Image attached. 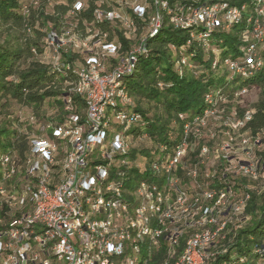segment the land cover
Instances as JSON below:
<instances>
[{
    "label": "bare ground",
    "instance_id": "bare-ground-1",
    "mask_svg": "<svg viewBox=\"0 0 264 264\" xmlns=\"http://www.w3.org/2000/svg\"><path fill=\"white\" fill-rule=\"evenodd\" d=\"M101 1L108 6V9L101 10V8H98L94 11L97 22L117 24V27L123 29L128 34L135 32L134 23L129 13L142 23L146 22L145 11H147L146 3H148L146 0L144 5H137L135 7H128L118 0ZM262 2L263 0H256L257 4H261ZM153 5L155 11L149 17V20H147L146 30L138 39V45L134 46L130 51H127L123 57L121 56L122 58L119 56V59L117 58L119 49L117 44L115 45L110 42L101 43L98 45L99 52L97 51V53L96 50L98 48L95 49L94 44H92L96 41L94 38V42L93 40L91 41L92 36L89 40L75 33L70 38H67V40H63V34L61 32L60 34L57 32H54V34L52 32L48 33L46 39L48 44L46 45H48L47 47L50 50L46 48L52 52L51 60L54 67L61 65L59 64V60L61 59L59 54L60 50L66 52L69 49L74 53L87 55L84 66L82 65L83 67L81 69L75 71L78 75L77 81L71 85V92L85 102L83 116L71 113L58 126H53L50 123H46L44 126L42 125L39 129V136L33 137L30 142L29 156L21 172L18 166L13 165L12 157L9 155L0 157L3 175V181L0 182V211L2 207L1 203H4L7 207L9 206L10 209L6 212L9 218L0 215V231L12 227L13 236L23 235V226L27 225V218H32L36 214V205H41L40 214H36V221H43V227L48 228L46 243H55V237H58V226L52 223H54V220H57V215L66 212L69 208V195L65 190L61 189L65 186V183L72 180V170L69 166H76L78 164L77 141L79 145L87 144L86 150L81 156V165H83L84 178L89 185L87 186V191L78 193L77 197L76 219L83 220L86 233L85 240L74 241V248H77L79 251H84V258L88 260V264H117L118 261V249L116 245H108L105 257L103 245H98V242L94 241L95 235L98 237H106L111 242L121 241L120 251H128L121 254V262H128L129 260L128 264H156V254L154 257V251H158L161 244L164 245L166 255L157 264H205L216 253L218 254L217 249L216 251L213 250L214 245L219 240L224 239V232L229 230L227 228H230V226L238 228L246 220L243 216V211L249 196L244 195L245 197L240 198L235 193L237 189L234 191L229 186L223 189L221 188L218 191L212 189L207 190L203 186L202 191L205 190L203 192L199 191L201 187L196 186L198 192L211 194V196L199 194L196 198V204L195 199L191 198V196L181 197L179 202L175 204L172 213L164 216L162 220L161 217L171 196L170 165H173V153H178V149L184 143V150H187V152L182 154L183 165V160L189 155V149L192 151L191 147L196 143V140L202 141L203 139L206 142H212L211 140H214L215 142H212V145H209L210 142L208 144L204 142L200 148L195 150H199L198 157L200 160H197H199L198 164L202 166L206 163H211V159L215 157V150L221 146L223 138L224 150L221 151V158L230 157V161L235 162L236 157H240L239 154V156H235L237 150L242 149L244 151L245 142H251L257 138H251L246 134H240L237 137V133H241L240 131H242L245 124L251 118L249 112L245 113L243 119H237V116H233L236 115L234 110L225 118L221 114H218V110H209L205 113V116L210 113L211 119L209 122H196V125H189L188 127L184 125L181 141L172 148L168 163L161 166L159 164L156 165V160L148 163L147 167L149 166L150 175L146 174L147 178L145 179L135 181L130 174L134 169V164L132 165V161L129 158L131 145H128L129 142L127 143L120 136L121 134L115 133V127L124 126L126 130L133 124L141 123L142 117L136 113L128 114L121 109V107H126L130 104V99L122 79L130 75L135 68L137 59H134V51L139 48V45H144L146 48L147 39L155 37L162 26H165L163 23L164 16L161 12H166L167 16L165 18L168 19L167 26L174 29V18H171L170 10L167 9V1L155 0ZM221 5H224L223 9H221ZM156 6L160 7L162 11L156 12ZM83 7L84 5L80 4L78 7L75 6L74 9L80 11ZM202 7L203 13H206V16L202 20L201 15H193L194 23L179 25L178 30L187 31L195 26L201 27V33L195 34L192 31L190 37L196 39L198 41L197 43L201 42L202 47L208 52L211 50L208 40L212 32L219 28L227 29L230 23L235 24L243 20L242 11H245V6H241L240 8L228 7L226 4L220 3L212 5V9L211 5ZM139 8H143V10L132 12V10ZM191 10L192 8L182 7L181 10L175 13V18L189 17ZM231 13L233 16L230 17L229 22L225 17ZM156 18L157 28L149 31L150 26H153ZM216 22L217 25L212 28V25H215ZM258 23V21H255L252 24L251 32L256 31V25ZM254 41L256 43L264 42V26ZM67 44L68 48H65ZM252 49V61H254V68H256L260 66V62L256 59L254 45H252ZM243 51H246V48H242L241 52L243 53ZM209 53L219 55L217 51ZM181 55L177 66L179 68H190L187 63V58L183 54ZM111 58L116 60L115 63L107 64V60ZM133 59L134 61L132 62ZM98 60L99 63H95ZM123 62H132L128 64L127 73L125 74H121L123 72ZM233 62L231 60L222 62L215 58L212 61V68H217L222 64L235 74ZM247 68L248 70L245 67L239 69L238 74H244L252 70L251 67ZM109 79H116L114 90L109 95V104H116L119 101L122 102L120 105L101 107L96 124V132L99 138L91 139L87 143L88 127L85 124L89 122L91 117V106L89 100L83 97V88H85V93H92V86H89V80H98L99 84H106ZM205 103L210 106L214 103L210 94L205 96ZM69 108L67 106L65 108L66 111ZM216 115H219V117L215 118ZM204 117L198 120L204 119ZM222 128H231V133L226 136L222 135L221 137ZM45 131L51 132L50 138L48 137L49 139L44 138L43 134L46 133ZM47 140L50 142V147L41 148V155L38 156L35 149H38ZM138 140L143 141L144 139ZM99 146L102 147L103 154H113L108 158L107 176L100 179H98L99 164L93 161L99 154ZM208 147L209 150H203L202 152V148ZM160 151L166 155V149L161 148ZM152 154L156 156V154ZM249 161L250 156L246 160H239L235 163ZM45 163H48V168H45V175H38L37 177V170L43 169ZM196 168L194 166L189 170L194 171V179H196L198 172ZM253 168L256 169V174H247L246 180H256L259 173L264 180V159L254 157ZM136 171L138 173H132L134 176L146 172L145 167L144 169L139 167ZM221 174L225 178V174L223 172ZM18 175H21V179L16 185V188L15 184L17 183V179H14ZM156 175L163 177L161 179L162 185L160 186L156 184ZM179 184H181L180 180H175L173 193H180ZM127 185H130L133 189L128 190L129 186ZM187 189L188 194H195V186H188ZM96 192L97 207H100V209L97 210V221L95 222L94 214H90V207H92L90 194H95ZM44 193H46L50 201L57 203H44ZM138 200L140 213L137 214L136 221V213L134 211L138 209ZM15 219L17 222H15ZM128 221L135 222L127 226ZM115 222L116 233L115 231H110V224H114ZM160 226L161 230H159ZM172 233H176V235H173L169 241ZM30 235L33 236L35 246H44L42 227L30 226ZM180 236H184L185 241L182 249H180L181 251L178 252L176 248ZM74 239H81V231H74ZM203 251V255H200V252ZM0 256L4 260H12V252L8 247V240H0ZM46 256L48 259L56 258L58 264H67L63 249H55V252L53 249H46ZM0 264L9 263H4L3 260H0ZM79 264H87V262H80Z\"/></svg>",
    "mask_w": 264,
    "mask_h": 264
},
{
    "label": "trees",
    "instance_id": "trees-1",
    "mask_svg": "<svg viewBox=\"0 0 264 264\" xmlns=\"http://www.w3.org/2000/svg\"><path fill=\"white\" fill-rule=\"evenodd\" d=\"M52 1L57 0H34L32 5H23V0H0V113L8 103L13 101L31 108L36 115V121H32L35 125L30 124L25 133L19 129L10 128V123L0 125V157L5 155L12 157L13 165L18 166L20 172L29 156L30 142L33 137L39 136L40 127L46 123L58 126L71 113L83 116L85 107V102L71 92V85L77 81L78 75L75 71L84 66L87 55L74 53L69 49L66 52L60 50L59 64L61 65L54 67L49 58L52 52L46 45L48 44L46 42L48 33L53 31L60 34L63 30L72 28V31L82 38L92 36L91 41L94 38L96 42L93 40L94 43H91L94 44L95 49L98 48L96 52H99L98 45L101 43L117 44L119 47L117 58L119 59V56L122 58L127 51L138 45V39L146 30V22L155 11L153 5L155 0H146L148 2L146 3L147 11H145L146 22L142 23L129 13L134 23L133 35L136 40L117 27V24L96 21L94 11L98 8L108 9V6L101 0H87L80 11L74 9L76 0H65V4H56L52 7V13H48L47 7ZM165 1L169 9L175 13L178 12L177 7L193 8L220 3L228 7L245 6V11H242L244 18L238 23H230L227 29L214 30L208 40L211 50L206 52L201 42V44L197 43L196 39L190 37L192 31L195 34L201 33V27L195 26L187 31L175 30L167 26L166 12H161V8L156 6V12L160 11L164 16L165 26H162L155 37L147 39V51L137 59L132 73L122 79L130 104L121 109L128 114H139L142 121L126 130L124 126L115 127V133L121 134L120 136L127 143L129 142L128 145H131H129V158L132 165L134 164L132 173H138L136 169L145 167L146 172L143 174L139 173L138 176H134L130 173L133 180L147 178L146 174L150 173L147 165L151 161L156 160V165L160 166L168 163L172 148L181 141L184 125L203 118L209 110H219L218 114L224 118L234 110L237 119H243L245 113L249 112L251 118L240 132L251 138H260L259 149L254 151V157L264 159V42L256 43L251 40L252 24L255 21L264 23V0L261 4H257L256 0ZM68 18L73 21L68 25L71 28L67 26ZM87 32L90 33L87 34ZM246 36L249 40L244 42L243 37ZM250 45H254L256 59L260 62V66L255 70H249L244 74H234L224 66L219 65L217 68H212V61L216 57L222 62L225 60L242 62L244 53L241 49L248 48ZM212 51H217L219 55L209 53ZM181 54L187 58L190 68L177 66ZM115 61L111 58L107 60V64H114ZM244 67L248 70L245 65ZM254 89L259 90L254 105L249 108L238 105L236 101L241 97L240 94ZM208 94L213 98V106L205 103V96ZM47 100L52 101L47 106L55 109L56 112L51 117L39 114ZM150 103L154 104L153 108L156 112L150 111L152 109ZM67 106L70 108L66 111ZM230 130L231 128H222L221 135L230 134ZM45 132L48 136L44 133V138H50L51 132ZM138 139L146 140V144H140ZM204 142L206 140H196L197 144L191 147L192 151L189 149V155L183 160L184 166L178 167L176 175L181 179L179 188H182V182L188 185L187 171L195 166L198 172L194 181L196 180V186L201 187L200 192L205 191H202L203 186L207 190L215 191L229 186L234 191L237 189L235 193L238 197L249 196L243 211L246 220L238 228L235 226L227 228L229 230L224 232V239L214 245L213 250L217 249L218 254L216 253L205 264H264V180L260 173L254 181L236 179L230 175L223 178L221 172L218 171L219 167H211V163L201 166L197 160L199 150H195L200 148ZM212 142L209 145H212ZM161 148L167 150L166 155L164 152L162 154ZM201 167L203 169L211 167V175L213 173L214 178H205ZM17 177L14 179H17L15 186L20 182L21 175ZM156 177V184L162 185L163 177L159 175ZM2 179L0 162V182ZM213 180L216 183L215 186L212 184ZM208 182L211 183L206 186L205 183ZM127 186H129L128 190L133 189L130 185ZM8 209L9 206L4 204L0 215L7 218L6 212L10 210ZM184 239V236L179 237L176 248L178 252L184 245ZM165 255L166 250L161 244L159 250L156 251V264L160 263Z\"/></svg>",
    "mask_w": 264,
    "mask_h": 264
},
{
    "label": "built area",
    "instance_id": "built-area-1",
    "mask_svg": "<svg viewBox=\"0 0 264 264\" xmlns=\"http://www.w3.org/2000/svg\"><path fill=\"white\" fill-rule=\"evenodd\" d=\"M224 5H221V9H223ZM167 9L169 7L167 6ZM182 7H177V10H181ZM212 9V5H211ZM143 8H139L137 10L133 11H142ZM171 18H174V29L178 30L179 25L183 24H189L194 23L193 22V15H201V20L206 16V13H203V7H193L190 11L189 17H182V18H175V12L170 10ZM232 13L228 14L225 19H228L230 22V17H232ZM218 22V19H217ZM217 22L215 25H212V28L217 25ZM264 23H258L256 25V31L251 32V40L254 41L256 39L257 35L261 33V30H263ZM157 28V18L153 26H150L149 31ZM52 34H54L53 31H51ZM90 32H87L89 34ZM243 41L247 42L249 39L248 37H243ZM57 42V41H56ZM59 43V42H58ZM147 49L144 47V45H139V48L134 51V59H138L143 52H145ZM243 61L242 62H233V67H235V74H238L239 69H243L244 65L246 67H251L252 71L255 70L254 68V61H252V54L253 49L252 45H250L248 48H246V51H243ZM132 60V62L134 61ZM132 62H123V72L121 74L127 73V66L129 63ZM95 63H99V60ZM243 65V66H242ZM116 79H109L108 83L106 84H99L98 80H89V86H92V93H85V88H83V97H85L86 100H89L90 106H91V117L89 119V122L85 124V126L88 127V139L87 143L91 139H98L99 136L96 132V124L99 118V113L101 112V107H107L108 105H120L122 101L117 102L116 104H109V95L111 91L114 90ZM236 117V115H233ZM210 113L207 114V116L204 117V119L197 120L192 124H186L188 127L189 125H196V122H209L210 120ZM132 121V120H131ZM222 137V135H220ZM78 145V164L76 166H69L72 170V180H70L68 183H65V186L61 190H65V192L69 195V208L66 212L57 215V220H54V223L56 226H58V237H55V243H46V234L48 233V228L43 227V221H36V214H40V208L41 205H36V214L32 218H27V225L23 226V235L21 236H13L12 233V227L3 229L0 231V240H8V247L10 251L12 252V260H4L2 256H0V260H3L4 263L9 264H58V260L55 259H48L46 256V249H53L55 252V249H63L64 256H66L67 264H79L80 262H87L88 260L84 258V251H79L77 248H74V241L77 240H85V233H86V227L83 225V220L76 219V205H77V197L78 193H81L82 191H87V186L89 185L86 183V179L83 175V165H81V156L83 152L86 150V145H79L78 141L76 143ZM260 145V138H255L251 142H245V152L246 154L250 153V161L249 162H242V163H233L230 161L229 158H221V151L224 150V143L222 138V144L219 146L217 150H215V157L214 159H211V167H219V172H223L225 174V178L227 176H232L236 179H246L247 174H256V169L253 168V158H254V151L256 149H259ZM43 147H50V142L47 140L42 146H39L38 149H35L38 156L41 155V148ZM203 150H209L208 148H202ZM187 150H184V143L182 144L181 148L178 149V153H173V165H170L171 170V196L170 200L167 206H165L163 211V216L161 217V220L164 216L170 215L173 211V208H175V204H177L181 197L184 196H191V198L195 199L196 204V198L199 194H206V193H200L196 190V183L194 181V171H187V177L189 178L188 185L183 184L182 182V188H180V193H173V186H175V180H181L177 175V169L179 166L182 165V154L186 153ZM231 154V152H230ZM110 155L113 154H103L102 153V147L99 146V154L96 156V158L93 159V161L98 162L99 164V176L100 178H105L108 173V158ZM200 160V158H199ZM211 167L210 169H203L201 167V170L205 172V178L212 177L214 178V175H211ZM45 168H48V163H45L43 166V169L37 170V177L38 175H45ZM29 175V174H27ZM3 181V180H2ZM216 184L215 181L213 180ZM211 182L205 183V185H210ZM32 186V185H28ZM187 186H195V194H188L187 193ZM45 195V202L49 204H56L57 202L50 201L46 193ZM206 196H211V194H206ZM14 199V198H13ZM11 199V200H13ZM90 200H92V207H90V214H94L95 222L97 221V210L100 209V207H97V192L95 194H90ZM2 207L4 206V203H1ZM136 213V221H137V214L140 213L139 210V200H138V209L134 211ZM206 212V211H205ZM15 222L17 220L15 219ZM135 221H128L127 226H130L131 223H134ZM30 226H37L42 227V235L44 239V246H35L33 242V236L30 235ZM161 230V226L159 228ZM74 231H81V239H74ZM110 231H115L116 233V222L114 224H110ZM173 235H176V233H172L170 239ZM94 241L98 242V245H103V250L105 251V257H106V250L108 249V245H116V248L118 249V261L117 264H128V262H121V254H124L128 251H120V244L121 241L118 242H111L110 240H107L106 237H98L95 235ZM193 247V244H192ZM203 252H200V255H203ZM156 254V250L154 251V257Z\"/></svg>",
    "mask_w": 264,
    "mask_h": 264
},
{
    "label": "rangeland",
    "instance_id": "rangeland-1",
    "mask_svg": "<svg viewBox=\"0 0 264 264\" xmlns=\"http://www.w3.org/2000/svg\"><path fill=\"white\" fill-rule=\"evenodd\" d=\"M33 1L34 0H23V5H32ZM114 1H117V0H114ZM118 1H121L123 4H125L128 7H135L137 5L142 6L145 3V0H118ZM86 2H87V0H76L74 7L75 6L78 7V5H80V4L84 5ZM65 3H66L65 0H57L55 2H53V1L49 2V5L47 7V12L50 13L53 9L52 7H54L56 4H65ZM67 22H68L67 26L70 23H73V21L70 18H68ZM68 27L71 28V26H68ZM61 33L63 34L62 39L67 40V38H70L76 32H73L72 28H71L70 30H63ZM130 37H132V39H136V37H134L133 33L130 34ZM90 38L91 37H88L89 40H90ZM65 48H68V44L65 46ZM216 59H218V61L220 60V58H218V57H216ZM220 66H223V65L221 64ZM258 93H259V90H257V89H254V90L247 92V93L245 91L244 93L240 94L241 97L236 102H238V105H244L245 107L249 108L252 105H254V103L257 101ZM51 102H52L51 100L50 101L47 100L44 103V106H43L41 112H39V114H43L45 117H51V116L55 115L56 114L55 109H52L51 107L47 106ZM149 105L152 108V109H150V111L152 113L156 112V109L153 108L154 104L150 103ZM250 111H252V110H250ZM35 116H36L35 112L31 108L25 107L23 105H20L16 102L12 101V102L8 103L6 108L0 113V125H3L5 123H10L11 124L10 128L19 129V131L25 133V132H27V130H28L27 127H29L30 124L35 125V124H32V121H36ZM33 117H34V119H33ZM217 117H219V115L215 116V118H217ZM115 124H117V123H115ZM44 125L45 124H43V126ZM240 134L241 133H237V137ZM138 141L142 145L146 144L145 140H143V141L138 140ZM237 152H236L235 156L240 155V157H236L237 160L235 159L234 160L235 162H237L239 160L240 161L246 160L250 156V153H248L249 154V156H248V154H246V152L243 151L242 149H238ZM242 154H244V155H242ZM235 162H233V163H235Z\"/></svg>",
    "mask_w": 264,
    "mask_h": 264
}]
</instances>
